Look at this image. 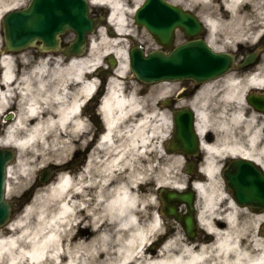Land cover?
<instances>
[{"label": "bare ground", "instance_id": "bare-ground-1", "mask_svg": "<svg viewBox=\"0 0 264 264\" xmlns=\"http://www.w3.org/2000/svg\"><path fill=\"white\" fill-rule=\"evenodd\" d=\"M20 1L0 0V23ZM91 1L111 8L115 30L122 35L131 33L127 17L139 0L132 7L124 0ZM245 2L256 8L258 0H227L235 22L245 21L246 14L238 13ZM205 21L210 31L222 22L208 17ZM98 32L100 41L92 37L86 56H49L32 64L19 78L14 73V57L5 54L2 58L0 119L11 109L14 96L17 104L12 122H0V136L1 126L5 131L0 145L16 146L20 153L36 152L31 159L19 157L17 164L25 180L44 165H38L39 157L49 156L56 162L64 159L63 131L69 124L83 125L80 107L95 92L96 69L104 66L103 59L109 54L116 56L119 65L102 100L106 132L99 144L106 155L92 157L79 175L61 173L56 181L37 190L24 214L0 229V264H264L260 226L264 213L237 205L226 193L220 174V162L226 157L253 160L264 168V116L242 102L246 84L226 76L202 85L193 98L207 154L202 167L206 180L195 183L201 201L200 224L207 235L190 241L176 234L159 248L165 220L147 188L153 168L140 159H145L154 138L166 139L160 127L165 115L148 109V97L137 96L141 88L125 91L129 71L125 39L110 38L103 27ZM100 45L107 47L103 55ZM250 81L264 84V77L254 76ZM129 121L133 123L122 135L126 142L116 145L118 127ZM51 130L56 133H49ZM209 136H213L210 142ZM155 149L161 151V145ZM174 160L181 162L180 157ZM13 168L9 167V178ZM156 181L157 187L183 189L188 178L175 174L167 180L161 175Z\"/></svg>", "mask_w": 264, "mask_h": 264}, {"label": "water", "instance_id": "water-1", "mask_svg": "<svg viewBox=\"0 0 264 264\" xmlns=\"http://www.w3.org/2000/svg\"><path fill=\"white\" fill-rule=\"evenodd\" d=\"M135 17L137 23L145 25L162 45L171 43L178 26L185 28L190 36L197 32V22L165 0H146ZM190 22L193 24L188 26ZM2 23L8 50L23 49L38 41L42 42V49H59L60 35L71 30L76 33V39L68 45V53L83 54L88 35L96 30L102 19L91 16L87 0H30L27 7L6 14ZM130 61L137 79L145 83L187 78L203 82L226 73L232 67L234 57L229 53H217L207 42L196 39L177 46L168 54L154 50L146 55L141 46H135L130 51ZM112 63L115 64V61ZM253 105L255 108L261 106L259 102ZM173 119L175 146L187 153L196 151L193 115L181 113ZM13 158V151L0 149V226L8 222L13 214L12 204L5 200L6 166ZM223 176L237 203L264 210V173L254 162L236 159L231 167L224 170ZM163 192L168 201H188L187 196L183 197L177 191ZM170 211L174 213L173 208Z\"/></svg>", "mask_w": 264, "mask_h": 264}, {"label": "flooded vegetation", "instance_id": "flooded-vegetation-1", "mask_svg": "<svg viewBox=\"0 0 264 264\" xmlns=\"http://www.w3.org/2000/svg\"><path fill=\"white\" fill-rule=\"evenodd\" d=\"M212 4L221 5L222 0H212ZM196 1L182 0L181 6L185 8L187 11L197 15L200 19H202L204 14L199 6L196 5ZM225 5L227 2L225 1ZM104 12L103 8H97L95 10V14L101 15ZM240 14H246V19L243 23H238L232 20L231 13L227 10V6L224 7L222 11V24L223 29L219 30L218 38H221V35L226 39L225 50L232 52L236 58L237 62H241L247 58L249 55L256 54V58L253 63L248 64L246 67L241 69H233L227 76H235L238 80L248 83L251 78L254 76L264 77V0H258L257 7L252 8L250 3L244 4L240 9ZM106 14H109V10L106 11ZM179 36L186 39V34L183 30H178ZM209 29L205 24L203 27L202 35L206 38L209 36ZM239 41L235 43V41ZM33 53H31L35 58H41L49 54L50 52H40L38 49H33ZM27 52V51H26ZM56 52H52L55 54ZM58 55L64 56L62 53H56ZM17 76L20 77L23 65L15 66ZM17 68L20 70L17 71ZM2 73L0 67V74ZM100 74H103L100 72ZM76 89H71L70 92L73 94H77ZM197 92V87L190 83L182 87L177 94H183L184 98H175L167 101V105L170 108V111L176 112L180 109H183L185 106H191L193 97ZM71 94V95H72ZM104 94L103 86L101 85L94 95L89 101H86L81 107L80 118L83 121L82 126H78L75 124H69L67 128L63 131L66 139V145L68 150V156L61 167L51 166L47 170V172L53 173V178H56L57 174L64 170L70 175L77 176L79 175L88 162L91 160L92 156L98 157L100 155V151L98 150V145L100 138L105 130V123L103 119V114L100 109V100ZM252 97H258L262 101H264V84L260 85H247L243 94L242 101L246 104L249 103V99ZM85 101V100H84ZM16 106L9 111H7L4 116L15 113ZM264 116V112L260 113ZM10 122V121H9ZM204 153L200 152L195 156H185L182 159V165L184 167L191 166L194 168H198L200 165L204 163ZM39 179L36 180V185H39ZM30 197V193L27 192L25 195L21 197L20 202H25L27 198ZM180 212L183 217H185L187 213L186 205L180 206ZM174 222V221H172ZM177 226L175 225L169 227L170 234H174ZM178 227V226H177ZM183 235L191 241H198L201 238H205L207 234L205 231L201 229L199 226H195V231L193 237L187 236L184 229L179 226Z\"/></svg>", "mask_w": 264, "mask_h": 264}, {"label": "rangeland", "instance_id": "rangeland-1", "mask_svg": "<svg viewBox=\"0 0 264 264\" xmlns=\"http://www.w3.org/2000/svg\"><path fill=\"white\" fill-rule=\"evenodd\" d=\"M130 7L133 6V3L135 2L134 0H124ZM143 0H139L138 2L141 3ZM176 2L180 0H175ZM192 1V0H189ZM28 0H21L19 3V7H23L27 4ZM216 6V5H215ZM212 4H203V6L200 5L201 11L209 16L214 15V9L216 11L220 10L218 6L215 7ZM128 28L132 30V34L135 35L136 39H139L141 43H143L146 46L147 50H151L153 48H158V45L156 42L153 40V38L150 36V34L143 28L137 27V25L134 22L133 16L128 15ZM1 25H0V44L2 43V34H1ZM214 34V33H213ZM109 35V34H108ZM96 37L97 41H100V34L97 33L94 35ZM112 38L111 36H109ZM224 36L221 35V38H218V33H215L214 35H211V38L215 44L218 46L223 45V38ZM129 41V40H128ZM129 43V42H128ZM107 47L100 45L99 47V54H104L106 51ZM29 54V53H28ZM31 56L27 57V63H32L33 61H30L31 59H28ZM132 74L130 72H127V78L126 79V85L131 87L134 85H142L139 82H136L134 78L131 76ZM190 82L184 81V82H172L169 84H153V85H148L145 86L144 90L147 92L148 91V102H147V107L148 109H152L154 112L160 113L165 115V119H163V122L161 124V128L164 130L166 138L169 137L172 129V120H171V113L169 109L167 108H158L156 107L155 103L158 101H161L164 98H171L173 95L176 94L177 90L180 89L181 87H184L186 85H189ZM213 103V102H212ZM208 110H211V107H208ZM133 121L129 122H124L120 127H118L117 134L115 135V143L116 145H121L126 142V138H124L122 135L126 128V126L132 124ZM50 133V131H49ZM123 137V138H122ZM2 136H0V139ZM156 145H161V139L154 138L152 144L149 146L146 152V157L145 159H140L142 160L144 165H149L153 169L150 170V175L149 179H146L148 181V189L151 190L152 196L151 198L156 199L157 201V208L159 206L160 200L158 198V187H157V181L156 178L158 176L164 175V177L167 180H171V176L178 174V175H183V176H188V173H186L185 169L181 168L178 163L174 160V156L170 154L169 152H165L164 148L161 145V151H157L155 149ZM104 155H106V152L104 150L101 151ZM33 153H36L34 150H26L23 151V153H20L19 157H22L24 159H31L36 155H33ZM66 155H64L65 159ZM63 159V160H64ZM51 160L49 159V156L46 157H39L38 158V165L39 164H48V162ZM55 160V158H54ZM14 165V164H13ZM13 176L10 178V183L13 185V188L11 191L14 190V193L20 194L23 189H25L28 184L33 180L35 177L36 173L33 174L30 179L25 180L23 176L21 175L19 171V166L18 164L15 163L13 166ZM167 168V171H164V169ZM30 203V200L27 202V204ZM155 208H153L152 211H154ZM157 210V209H156ZM23 213V208H19L16 210L15 218L18 216H22ZM14 218V217H13ZM259 223V221H258Z\"/></svg>", "mask_w": 264, "mask_h": 264}]
</instances>
